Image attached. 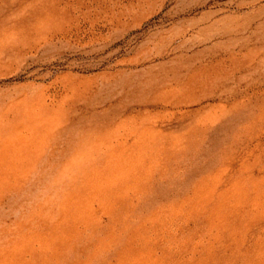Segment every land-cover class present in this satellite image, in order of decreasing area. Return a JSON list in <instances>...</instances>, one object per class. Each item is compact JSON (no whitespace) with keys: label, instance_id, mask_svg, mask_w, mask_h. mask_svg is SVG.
I'll use <instances>...</instances> for the list:
<instances>
[{"label":"rangeland","instance_id":"1","mask_svg":"<svg viewBox=\"0 0 264 264\" xmlns=\"http://www.w3.org/2000/svg\"><path fill=\"white\" fill-rule=\"evenodd\" d=\"M0 264H264V0H0Z\"/></svg>","mask_w":264,"mask_h":264}]
</instances>
